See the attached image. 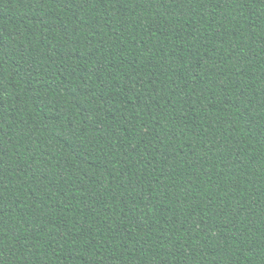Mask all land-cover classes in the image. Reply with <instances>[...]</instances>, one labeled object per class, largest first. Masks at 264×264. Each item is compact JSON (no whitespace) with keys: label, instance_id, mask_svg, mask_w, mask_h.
<instances>
[{"label":"trees","instance_id":"16d2710c","mask_svg":"<svg viewBox=\"0 0 264 264\" xmlns=\"http://www.w3.org/2000/svg\"><path fill=\"white\" fill-rule=\"evenodd\" d=\"M0 264H264V0H0Z\"/></svg>","mask_w":264,"mask_h":264}]
</instances>
